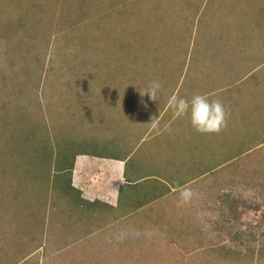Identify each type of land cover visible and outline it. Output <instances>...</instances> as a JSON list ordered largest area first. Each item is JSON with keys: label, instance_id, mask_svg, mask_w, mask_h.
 Returning <instances> with one entry per match:
<instances>
[{"label": "rangeland", "instance_id": "obj_1", "mask_svg": "<svg viewBox=\"0 0 264 264\" xmlns=\"http://www.w3.org/2000/svg\"><path fill=\"white\" fill-rule=\"evenodd\" d=\"M260 1L0 0V264H264V122L249 147L254 97L233 80L256 63L254 75L264 70V33H253ZM152 81L162 85L156 101L141 95ZM175 88L221 100L227 126L198 133L189 116L177 118L165 106ZM142 110L162 118L136 143ZM123 128H138L129 167L152 153L151 137L161 141L152 155L160 162L150 157L135 173L166 175L175 190L157 217L146 214L139 237L128 225L111 232L98 217L104 208L83 215L66 192L72 151L110 148ZM185 186L198 193L188 203ZM132 215L124 222L135 224ZM84 220L97 230L84 232Z\"/></svg>", "mask_w": 264, "mask_h": 264}, {"label": "crops", "instance_id": "obj_2", "mask_svg": "<svg viewBox=\"0 0 264 264\" xmlns=\"http://www.w3.org/2000/svg\"><path fill=\"white\" fill-rule=\"evenodd\" d=\"M260 10L259 15L255 18V25L253 27V33L257 35H262L261 33H264V0H261L259 2V8ZM261 10L263 12H261ZM262 26V30L260 27ZM224 50V49H223ZM217 49V53L223 52ZM261 52V51H260ZM251 55V54H250ZM259 65H262V63H256L254 66H249L247 69L243 70L244 74L238 75L234 77L233 80L236 82H247L246 86H244V89H248L249 96L254 97V99L247 104V108L245 111V119L249 120L250 117H254L260 125L258 126L257 122V128L255 131L252 130L250 126H248V130L252 132V138L253 142L250 143V146L255 145V140L260 135V132H262V123L264 122V115H261L262 108L264 106V95L262 91H264V70L260 73L254 75L256 73V67ZM221 70V69H220ZM252 75H254L255 80L249 79ZM248 80V81H247ZM250 80V81H249ZM260 82L254 86V89L251 93V86L255 83ZM176 86V85H175ZM175 91L171 93L170 96L175 95ZM252 94V95H251ZM259 97L261 99L258 101ZM139 98L134 99L135 103L137 102L139 104V107L143 105ZM128 101L123 100L122 103H125ZM135 103H129L131 105H135ZM168 101L166 102L167 106ZM261 106L262 108H260ZM140 109V108H138ZM139 111V110H138ZM137 114V113H136ZM134 115V114H133ZM123 123L126 120H129L130 116L128 114L123 113L122 115ZM154 117V114L146 115L144 114V111H140L139 115L136 117V121L138 122V128L139 131L142 133V136L140 139L136 142L139 143L141 140L145 141V139H148V132H150L153 128L152 118ZM158 118H162L161 114L157 116ZM190 121V119H189ZM144 122H148V124H144ZM168 123V121L166 122ZM138 128L136 130H138ZM133 130V132H132ZM136 130L134 129H127L123 128V132L118 135L114 136L112 134L111 137V144L112 146L109 148H104L100 146L101 148H98L97 145L90 146L88 143L82 148H75L72 152L70 160V165L66 168V192L73 193L75 195L74 199H78V205L85 208L83 210V215L89 211V215L92 219L91 212H94L92 207L96 209L104 208L103 211H99V218H104L105 225L108 226L107 228H110V231L113 232L115 226H129L132 230H137L139 227V224L141 225L146 218L147 215L153 214V216L157 217L159 215V204L165 202V196L163 194L171 195L175 190L172 188V184H170L169 177L166 175L163 176L158 173H147V174H137L135 173V170L137 171V168L139 167H145L146 165H149V158L152 157L155 148L157 145L160 144V140L157 138L151 137L150 139V146H148L147 150L152 151V153L144 154L137 163L136 166L129 167L128 162L132 159L133 152H134V144H133V137ZM131 131V132H130ZM165 130H163L162 127H160L159 130L156 132V136L158 137L161 134L164 133ZM235 139L240 138L242 141L243 135L241 132L238 131V126L235 127ZM132 133V134H131ZM131 134L130 136L128 135ZM255 135V136H254ZM231 134L228 137H230ZM243 142V141H242ZM135 143V144H136ZM232 146L234 147V144L232 143ZM243 146H245L243 144ZM249 147L245 151L248 152L250 150ZM256 149V148H254ZM152 162L159 163L160 159L158 156L152 157ZM163 162V161H162ZM202 163L194 165L195 174L194 176H201L203 167L201 166ZM162 167L163 164L161 163ZM211 168H214L211 166ZM208 170V165H207ZM65 171H61L62 173ZM191 176H193L191 174ZM190 176V177H191ZM154 180L146 185H144L141 189H135L133 185L136 184L138 180ZM184 180L180 183L182 185H187L191 183L193 180ZM128 186V187H127ZM170 186V187H168ZM162 187H165L164 189ZM168 187V188H167ZM127 193V195L123 194ZM142 193L143 195L148 196L147 200L140 201V198L137 194ZM152 200V202H150ZM169 201V200H168ZM176 201V199H175ZM76 203V204H77ZM148 203V204H147ZM75 207V204L73 205ZM151 207L155 208L156 211H152L149 209ZM145 208L149 209L148 211L142 212ZM126 211V213L124 212ZM142 212V213H141ZM156 212V213H155ZM133 214V215H132ZM132 215V219L134 220L135 224H130L127 222H124L125 218H128ZM152 216V217H153ZM112 217H118L116 222H113V220H110ZM95 222L92 221L90 223V220H84V222L81 224L83 226L84 232H91L92 228H96L93 231L95 232L98 228V223L95 225ZM80 228V226H79ZM106 228V227H105ZM123 228V227H122ZM82 228H80L81 230ZM113 230V231H112ZM128 230H124L122 232H126Z\"/></svg>", "mask_w": 264, "mask_h": 264}, {"label": "clouds", "instance_id": "obj_3", "mask_svg": "<svg viewBox=\"0 0 264 264\" xmlns=\"http://www.w3.org/2000/svg\"><path fill=\"white\" fill-rule=\"evenodd\" d=\"M162 88L158 81H152L148 87L143 89L141 95H147L149 100L156 101L157 93ZM168 107L177 118L189 116L192 127L198 133H219L227 126L228 113L221 100L210 99L206 94H195L190 100L179 95H172L168 99ZM151 123H158V117H153ZM198 196L191 187L185 186L180 190V198L185 202H191ZM139 237L140 232L130 230ZM128 232L121 233V239L126 238ZM151 234V233H145Z\"/></svg>", "mask_w": 264, "mask_h": 264}]
</instances>
